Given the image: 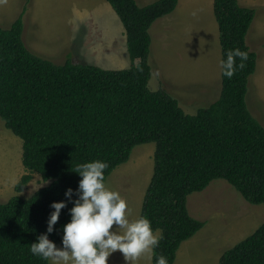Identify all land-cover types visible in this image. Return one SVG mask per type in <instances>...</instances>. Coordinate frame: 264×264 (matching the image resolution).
Returning a JSON list of instances; mask_svg holds the SVG:
<instances>
[{
	"label": "trees",
	"instance_id": "obj_1",
	"mask_svg": "<svg viewBox=\"0 0 264 264\" xmlns=\"http://www.w3.org/2000/svg\"><path fill=\"white\" fill-rule=\"evenodd\" d=\"M106 2L124 28L131 60L125 70L71 61L56 65L30 53L22 42V15L8 29L0 28V119L22 141L23 167L49 182L28 198L0 204V264H50L33 256L30 245L46 232L50 204L65 200L66 189H77V165L106 162V180L136 146L147 143L155 146L153 174L139 217L163 233L152 264L161 255L174 264L180 245L202 229L204 222L189 216L186 198L213 180H224L252 205H264V127L246 106L257 60L246 44L255 11L237 0H214L221 60L234 49L246 51L248 59L231 79L221 75L214 103L188 115L176 99L148 88L149 29L171 14L178 0L144 7L135 0ZM30 181L31 175H24L15 191L23 192ZM72 206L61 210L48 236L57 247ZM219 264H264V222L226 250Z\"/></svg>",
	"mask_w": 264,
	"mask_h": 264
},
{
	"label": "rangeland",
	"instance_id": "obj_2",
	"mask_svg": "<svg viewBox=\"0 0 264 264\" xmlns=\"http://www.w3.org/2000/svg\"><path fill=\"white\" fill-rule=\"evenodd\" d=\"M135 1L138 7H144L154 0ZM182 1L178 11L156 20L149 29L148 88L176 99L185 114L195 115L219 98L221 49L212 3L208 4L211 0ZM237 3L255 11L246 44L257 60L248 80L246 106L264 127V0ZM21 13L22 42L30 53L56 65L71 61L104 71L131 66L124 28L106 0H0V28L8 29ZM154 151L153 143L136 146L128 161L105 180L106 186L118 191L127 202L130 220L140 216L153 174ZM21 157L22 141L0 119V204L15 196L28 198L49 184L38 174L29 173ZM27 174L31 181L17 193L15 185ZM186 208L189 216L204 222V226L180 245L174 264H219L226 250L264 222V205L248 203L221 179L187 196ZM107 264L126 262L117 251L109 256ZM134 264H152V252Z\"/></svg>",
	"mask_w": 264,
	"mask_h": 264
},
{
	"label": "clouds",
	"instance_id": "obj_3",
	"mask_svg": "<svg viewBox=\"0 0 264 264\" xmlns=\"http://www.w3.org/2000/svg\"><path fill=\"white\" fill-rule=\"evenodd\" d=\"M247 59L246 51H229L227 58L220 61L221 75L231 79L237 68L246 67ZM107 167L101 160L77 165L74 172L81 177L78 187L75 191L66 189L65 200L50 204L53 210L47 219L46 232L30 245L33 256L51 264H107L109 256L119 251L126 264H134L159 246L163 233L153 230L151 222L143 216L130 220L127 202L118 191L106 186ZM68 203L73 205L68 209L70 220L62 227L61 247H57L48 236ZM156 264H168V260L161 255Z\"/></svg>",
	"mask_w": 264,
	"mask_h": 264
},
{
	"label": "crops",
	"instance_id": "obj_4",
	"mask_svg": "<svg viewBox=\"0 0 264 264\" xmlns=\"http://www.w3.org/2000/svg\"><path fill=\"white\" fill-rule=\"evenodd\" d=\"M154 1H155V0H154ZM213 2H214V0H211V2L208 3L209 5H211V3H212V11H213ZM182 3H183L182 0H178V4H177V7H176L174 13L180 9ZM149 4H150V3H149ZM147 5H148V4H147ZM22 13H23V12H22ZM22 13L19 15V17L22 15ZM213 16H214V15H213ZM19 17H18V18H19ZM18 18H17V19H18ZM17 19H16V20H17ZM16 20H15V21H16ZM15 21H13V22L10 24V26H11ZM1 25H3V24L1 23ZM3 30H6V29H3Z\"/></svg>",
	"mask_w": 264,
	"mask_h": 264
}]
</instances>
